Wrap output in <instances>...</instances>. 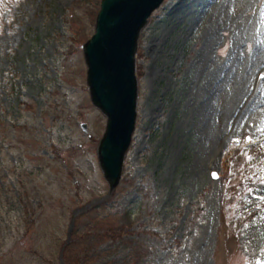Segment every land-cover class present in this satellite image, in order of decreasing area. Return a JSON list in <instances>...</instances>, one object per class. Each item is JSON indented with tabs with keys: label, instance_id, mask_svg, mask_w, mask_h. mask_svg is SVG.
Here are the masks:
<instances>
[{
	"label": "rangeland",
	"instance_id": "rangeland-1",
	"mask_svg": "<svg viewBox=\"0 0 264 264\" xmlns=\"http://www.w3.org/2000/svg\"><path fill=\"white\" fill-rule=\"evenodd\" d=\"M98 2L0 0V264H264V0L152 11L108 194L80 48Z\"/></svg>",
	"mask_w": 264,
	"mask_h": 264
},
{
	"label": "water",
	"instance_id": "water-1",
	"mask_svg": "<svg viewBox=\"0 0 264 264\" xmlns=\"http://www.w3.org/2000/svg\"><path fill=\"white\" fill-rule=\"evenodd\" d=\"M160 1L99 0L93 30L80 44L88 97L104 116L95 154L107 194L119 182L123 155L135 124L137 38ZM79 125L86 129L85 122Z\"/></svg>",
	"mask_w": 264,
	"mask_h": 264
},
{
	"label": "snow or ice",
	"instance_id": "snow-or-ice-1",
	"mask_svg": "<svg viewBox=\"0 0 264 264\" xmlns=\"http://www.w3.org/2000/svg\"><path fill=\"white\" fill-rule=\"evenodd\" d=\"M261 79L262 80H264V73H261ZM261 90H262V94H264V85H261ZM259 132H261V133H264V128H260V127H258V129H257ZM251 134L249 135V136H247V137H245V139L247 140V141H251ZM234 143H238L239 141H238V139H236V140H234L233 141ZM248 159H250V157H248ZM215 173H213V176L215 177ZM259 180H260V182L261 183H264V177H259L258 178ZM249 191H251V189H249ZM260 199L261 200H264V197H260ZM245 227H247V225H245Z\"/></svg>",
	"mask_w": 264,
	"mask_h": 264
},
{
	"label": "trees",
	"instance_id": "trees-1",
	"mask_svg": "<svg viewBox=\"0 0 264 264\" xmlns=\"http://www.w3.org/2000/svg\"><path fill=\"white\" fill-rule=\"evenodd\" d=\"M227 154H228V151L226 150L224 152V156L226 157ZM224 164H225V160H224ZM222 179H224V176L223 175H222ZM105 230H109V232H115V230L119 231V228H114L113 226H111V227H107Z\"/></svg>",
	"mask_w": 264,
	"mask_h": 264
},
{
	"label": "bare ground",
	"instance_id": "bare-ground-1",
	"mask_svg": "<svg viewBox=\"0 0 264 264\" xmlns=\"http://www.w3.org/2000/svg\"><path fill=\"white\" fill-rule=\"evenodd\" d=\"M259 56V55H258Z\"/></svg>",
	"mask_w": 264,
	"mask_h": 264
}]
</instances>
